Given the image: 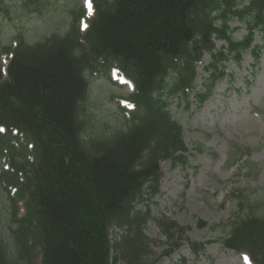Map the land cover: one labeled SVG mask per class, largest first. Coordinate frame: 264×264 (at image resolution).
I'll use <instances>...</instances> for the list:
<instances>
[{
  "label": "trees",
  "instance_id": "trees-1",
  "mask_svg": "<svg viewBox=\"0 0 264 264\" xmlns=\"http://www.w3.org/2000/svg\"><path fill=\"white\" fill-rule=\"evenodd\" d=\"M91 2L93 15L84 31L79 12L63 34L6 46L11 57L5 71L0 67V159L7 169L0 185L7 212L5 219L0 216V230L9 225L11 242L0 231V264H31L35 249L40 264H154L158 257L144 233L149 221L167 240L160 256H170L184 242L194 258L205 249L186 237L187 227L138 205L159 193L161 161L188 164L183 128L169 112L171 100L197 110L216 81L231 77L223 62L240 64L246 52L254 63L259 60L262 46L254 34L264 39V0ZM4 7L0 0V11ZM233 19L246 28L239 39ZM216 41L224 44L217 48ZM205 53L210 62L195 91ZM109 64L133 83L126 97L133 108L122 127L96 133L86 108L88 75ZM250 151L241 149L235 159L232 152L229 165ZM241 198V209L259 204L249 193ZM113 226L127 231L111 242ZM219 241L246 253L253 264H264V218L253 212L235 218Z\"/></svg>",
  "mask_w": 264,
  "mask_h": 264
},
{
  "label": "rangeland",
  "instance_id": "rangeland-1",
  "mask_svg": "<svg viewBox=\"0 0 264 264\" xmlns=\"http://www.w3.org/2000/svg\"><path fill=\"white\" fill-rule=\"evenodd\" d=\"M88 2L4 0L5 7L0 11V67L4 69L11 57L6 46L13 49L20 38L34 43L53 33L63 34L72 16L79 12L78 22L83 30L93 13L92 6L91 9L87 7ZM230 25L238 27L233 32L236 39L246 35L243 23L233 19ZM254 39L262 46L257 63L249 52L243 54L240 64L223 62L225 72L231 77L216 81L210 97L199 109L195 110L194 104L186 108V102L176 98L170 102L169 112L183 128L188 164L172 167L170 161H161L159 193L138 206L146 204L154 217L162 215L178 226L187 227L186 237L203 243L205 249L194 258L184 242L170 256H160L167 247V240L162 229L149 221L144 233L152 240L153 257H158L154 264H253L246 254L223 248L219 239L228 233L237 217L253 212L264 218V39L256 31ZM215 44L219 48L224 43L216 41ZM209 62L210 56L205 53L197 65L200 75L196 77L195 91L201 89V77L206 76L203 68ZM108 66L107 71L99 68L88 75L86 108L96 133L108 134L122 127L128 116L126 112L132 108L125 99L133 91L131 83L117 69ZM189 100L192 101V97ZM245 148H250V153L229 165L232 152L236 153L235 159ZM247 165L253 169L249 171ZM6 166L7 161L0 159V173ZM244 192L249 193L253 201L258 199L259 204L239 208ZM19 207L20 216L24 211L21 202ZM6 212V196L0 185V216L3 219ZM197 220L206 222L207 226L198 228ZM0 231L3 238L11 242L9 225L4 223ZM126 231V226L111 227V242L119 240ZM31 257V264H40L38 249L32 251Z\"/></svg>",
  "mask_w": 264,
  "mask_h": 264
},
{
  "label": "snow or ice",
  "instance_id": "snow-or-ice-1",
  "mask_svg": "<svg viewBox=\"0 0 264 264\" xmlns=\"http://www.w3.org/2000/svg\"><path fill=\"white\" fill-rule=\"evenodd\" d=\"M87 7H88L89 9H91V3H90V0H89V2L87 3Z\"/></svg>",
  "mask_w": 264,
  "mask_h": 264
}]
</instances>
